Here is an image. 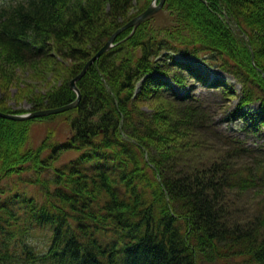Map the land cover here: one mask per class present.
Returning a JSON list of instances; mask_svg holds the SVG:
<instances>
[{
  "label": "trees",
  "instance_id": "1",
  "mask_svg": "<svg viewBox=\"0 0 264 264\" xmlns=\"http://www.w3.org/2000/svg\"><path fill=\"white\" fill-rule=\"evenodd\" d=\"M151 1H0V90H28L18 71L46 78L58 57L72 64L64 82L24 97L30 112L74 102L69 82ZM131 32L77 82L76 108L0 118V264H264V0H165ZM150 101L160 109L140 111ZM57 116L65 137L48 131L29 148L32 122ZM211 140L219 157L188 158ZM231 191L263 196L252 216L235 212Z\"/></svg>",
  "mask_w": 264,
  "mask_h": 264
},
{
  "label": "rangeland",
  "instance_id": "2",
  "mask_svg": "<svg viewBox=\"0 0 264 264\" xmlns=\"http://www.w3.org/2000/svg\"><path fill=\"white\" fill-rule=\"evenodd\" d=\"M2 1V0H0ZM153 0L151 1V3ZM159 0L155 2V5H157ZM150 3V4H151ZM149 4V5H150ZM164 18L165 15H164ZM57 61L61 62L62 66L59 67L57 70L52 72V74H47L46 78L36 76L34 77L31 75V72L27 71H18V75L20 76L21 81H25V83H28L30 85V88L28 90H25L24 86L22 85H14L9 89L8 93H4L0 90V103L3 102V105H7L10 107L13 111L16 110H23V113H17V114H26L30 112V109L32 107L31 103L28 101V99L24 96L25 94H39L40 92H44L45 90L48 91V89H55L58 88L65 80L66 73L71 68V63L69 61L63 62L60 58H56ZM179 60V58H178ZM186 62H189L193 67L198 70L201 74L204 76H208L210 79H222L227 82H229L231 85H233V91L237 92V96L241 95V86L238 84V82L235 80L234 77L230 76L229 74L222 73L219 69L216 67L210 65L208 62H204L202 60L195 59L193 57H189L187 59H184ZM85 66V65H84ZM27 68H25L26 70ZM30 73V74H29ZM34 78H33V77ZM19 79V77L17 76ZM18 82V83H19ZM24 90L25 93H22L20 91ZM31 91V92H29ZM198 93L203 94L204 97H207V93L201 88L198 87L197 89ZM235 96L231 99L230 102L222 103L225 108L228 107H234L238 101V99ZM159 102L150 101L148 104L146 103H140V111L146 110L148 112H151L150 109L156 108L160 109ZM221 111V110H220ZM2 112V111H0ZM33 112V111H31ZM5 113V112H2ZM13 114V113H11ZM55 116V115H54ZM224 126V125H223ZM50 132L51 136L52 133L55 135L54 137H58V139H62L65 137L66 133L68 132V123L66 121L65 116H57L53 118V120H48L47 123L44 122H32L30 127V132L28 136V142L27 145L29 148H35L43 142V140L46 137L47 132ZM198 142L201 143V141L198 139ZM257 142V139L255 138H249L247 140L248 145H253ZM212 146H210V145ZM213 140H211V143L208 142V144L200 145L199 147H196L191 151V153L188 155V158L191 159V161H203L206 160L209 162L212 159H216L218 156V153H223L224 149L221 147L215 146ZM216 150H219L221 152H216ZM200 154H198V153ZM196 158V159H194ZM190 161V162H191ZM203 163V162H202ZM231 195H233L231 198L234 199L233 203H235V212H239L242 215V217L248 218L257 208L258 203L262 195L258 196H252L248 192H235L231 191ZM232 201V200H231ZM253 215V214H252ZM251 215V216H252ZM244 221V220H242ZM32 244L39 250L43 249L45 247V243H47V234L44 230L37 231L34 234V237L32 238Z\"/></svg>",
  "mask_w": 264,
  "mask_h": 264
},
{
  "label": "water",
  "instance_id": "3",
  "mask_svg": "<svg viewBox=\"0 0 264 264\" xmlns=\"http://www.w3.org/2000/svg\"><path fill=\"white\" fill-rule=\"evenodd\" d=\"M157 0H153V2L138 16L133 18L130 22H128L124 27H122L120 30L116 31L110 39L98 50V52L85 64L82 71L72 80L69 82V87L72 91L76 93V99L74 102L64 105L62 107L54 108V109H44V110H38L29 112L26 114H11V113H2L0 112V118L12 120V121H28V120H34L39 118H44L48 116H54L63 114L71 109H74L78 106L81 95L79 92V89L77 87V82L87 73L88 69L97 63V61L100 59V57L108 52L111 48L115 45V39L116 36L123 30L127 28H132L131 34L135 32L137 27L144 22L146 19L150 18L151 16L158 13L164 6L165 0H159L158 4L155 5V2Z\"/></svg>",
  "mask_w": 264,
  "mask_h": 264
},
{
  "label": "bare ground",
  "instance_id": "4",
  "mask_svg": "<svg viewBox=\"0 0 264 264\" xmlns=\"http://www.w3.org/2000/svg\"><path fill=\"white\" fill-rule=\"evenodd\" d=\"M126 24H127V23H126ZM127 29H128V28H127ZM72 80H73V79H72ZM72 80H71V81H72Z\"/></svg>",
  "mask_w": 264,
  "mask_h": 264
}]
</instances>
